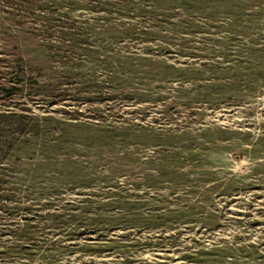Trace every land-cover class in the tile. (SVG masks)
Returning <instances> with one entry per match:
<instances>
[{"label": "rangeland", "instance_id": "obj_1", "mask_svg": "<svg viewBox=\"0 0 264 264\" xmlns=\"http://www.w3.org/2000/svg\"><path fill=\"white\" fill-rule=\"evenodd\" d=\"M0 177V264H264V0H0Z\"/></svg>", "mask_w": 264, "mask_h": 264}, {"label": "trees", "instance_id": "obj_2", "mask_svg": "<svg viewBox=\"0 0 264 264\" xmlns=\"http://www.w3.org/2000/svg\"><path fill=\"white\" fill-rule=\"evenodd\" d=\"M36 78H37V79H40V80H43V79H44V76L41 74V75H37ZM19 124H20V125H21V124L24 125V124H25V121L22 120V122L20 121ZM0 178H1V177H0Z\"/></svg>", "mask_w": 264, "mask_h": 264}]
</instances>
